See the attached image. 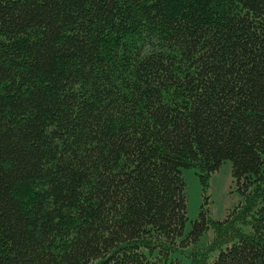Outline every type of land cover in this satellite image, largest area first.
<instances>
[{"label":"trees","instance_id":"1","mask_svg":"<svg viewBox=\"0 0 264 264\" xmlns=\"http://www.w3.org/2000/svg\"><path fill=\"white\" fill-rule=\"evenodd\" d=\"M243 200L186 233L183 168ZM264 264V0H0V264ZM216 251V253H214Z\"/></svg>","mask_w":264,"mask_h":264},{"label":"rangeland","instance_id":"2","mask_svg":"<svg viewBox=\"0 0 264 264\" xmlns=\"http://www.w3.org/2000/svg\"><path fill=\"white\" fill-rule=\"evenodd\" d=\"M184 179L186 181V194L188 198V220L186 222V233L193 227L204 207H207L210 216L215 219L226 218L233 209L243 200V195L236 189L232 176V162L226 160L220 169L215 172L209 185H204L195 168H183ZM216 232L213 228L208 229L200 237L198 242L191 244L181 255L185 264H198L193 261L196 248L199 252L206 250L209 243L214 238ZM216 253V251L214 252Z\"/></svg>","mask_w":264,"mask_h":264}]
</instances>
